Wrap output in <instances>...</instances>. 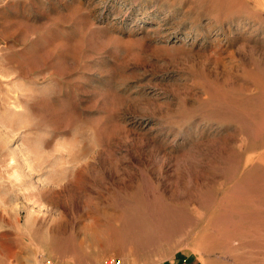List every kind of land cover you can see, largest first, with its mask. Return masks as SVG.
Segmentation results:
<instances>
[{
    "label": "rangeland",
    "instance_id": "374dc122",
    "mask_svg": "<svg viewBox=\"0 0 264 264\" xmlns=\"http://www.w3.org/2000/svg\"><path fill=\"white\" fill-rule=\"evenodd\" d=\"M264 264V0H0V264Z\"/></svg>",
    "mask_w": 264,
    "mask_h": 264
},
{
    "label": "built area",
    "instance_id": "2783aa9c",
    "mask_svg": "<svg viewBox=\"0 0 264 264\" xmlns=\"http://www.w3.org/2000/svg\"><path fill=\"white\" fill-rule=\"evenodd\" d=\"M39 264H54V263L51 260L45 259L42 260ZM111 264H121V261L120 260L113 261L111 262Z\"/></svg>",
    "mask_w": 264,
    "mask_h": 264
},
{
    "label": "crops",
    "instance_id": "0c3cea01",
    "mask_svg": "<svg viewBox=\"0 0 264 264\" xmlns=\"http://www.w3.org/2000/svg\"><path fill=\"white\" fill-rule=\"evenodd\" d=\"M165 264H174V262H172V263H165ZM176 264H180V263H176Z\"/></svg>",
    "mask_w": 264,
    "mask_h": 264
}]
</instances>
